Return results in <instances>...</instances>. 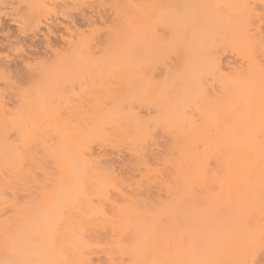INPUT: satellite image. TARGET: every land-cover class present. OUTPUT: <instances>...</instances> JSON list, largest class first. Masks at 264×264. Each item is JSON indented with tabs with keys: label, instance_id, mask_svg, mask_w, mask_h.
Masks as SVG:
<instances>
[{
	"label": "bare ground",
	"instance_id": "1",
	"mask_svg": "<svg viewBox=\"0 0 264 264\" xmlns=\"http://www.w3.org/2000/svg\"><path fill=\"white\" fill-rule=\"evenodd\" d=\"M127 1L123 0L127 8L122 7V15L114 9L118 13L116 17L121 15L124 20L119 19L120 23L115 21L116 25L129 20L135 23L128 25L129 35L125 32L127 36H124L123 31H119V35L129 37L125 40L128 41L127 46L130 44L129 48L136 54V50L141 51L139 45L143 41L146 52L145 32L155 25L149 23L152 13L149 14L151 19L148 18L151 28L146 30L147 17H150L147 16L148 11H144L147 5L141 0L138 1L141 4L132 3V0L127 4ZM172 1L159 5L161 8L156 9L159 11L154 17L159 16V20L166 11H174L183 2L176 0L174 7ZM192 3V12H199L195 23H204L205 32L202 30L203 33L198 34L201 29L196 27L193 30L194 26L190 25L195 20L185 18L190 21V24L186 23L187 20L184 22L191 26L189 32L192 35L183 33L186 36L183 39L191 42L192 49L185 46L193 50L191 59L183 65L178 64L177 68L172 63L173 67L164 64L168 68L158 69L164 74L159 72V80L151 76L154 69L149 68L151 74L149 70H144V73L142 66H136L138 61L133 63L141 69L142 77L144 73L150 75L149 80H153L152 77L159 81L155 84L140 76L143 91L153 90L147 86L151 83L159 89L158 92L155 90V97H148V101V94L141 90V97L146 95V102L156 100V106L152 105L155 115L159 112L155 121L148 124L150 118L140 113L152 103H145V106L138 103L137 106H142L139 111L133 99L128 104L131 107L127 105L126 111H129L122 115L115 113L111 117L110 130L78 127L74 128L76 131H62L59 126V133L48 135L45 154L48 155L50 169L48 167V178L45 179V185H48L46 212L41 210L42 217L37 214L36 218L33 211L29 220L38 219L45 227L43 230L42 225L35 221L28 223L31 226L26 233L25 229L24 232L21 230L27 223H20L22 225L17 226L20 228H15L12 234L17 242L13 239L12 244L18 245L19 241L27 238L31 244L27 245L28 250L22 251L23 244L19 243L21 247L17 246L12 257L7 259L9 264H264V0H203ZM118 8L121 9L120 6ZM161 9L164 10L162 14ZM177 12L184 14L186 11ZM176 13L173 12V17ZM188 15L191 17L190 10ZM167 17L171 19L172 16ZM176 18L173 21L178 27L180 21ZM189 25L186 28L190 29ZM116 29L113 30L114 37L118 35ZM174 33L178 35V32ZM183 34L178 35L179 38L172 35L170 39L167 33L173 43L175 38L179 40L176 39L177 42L182 41ZM162 35L157 36L165 40ZM154 40L162 43L156 38ZM172 42L165 40L171 46ZM170 44L169 49L172 50ZM88 45L92 47L95 42ZM164 45L162 48L168 47ZM179 46L174 47L185 49ZM150 51L148 53L153 52ZM183 51L179 54L173 48V55H179H174L175 61L180 58L179 61L183 62L186 58H182ZM117 52L122 54L121 49L117 48ZM123 53L127 54L126 51ZM140 54L139 58L147 53L141 51ZM135 56L137 59L138 55ZM127 60L129 66L130 58L128 63ZM132 70L130 67L131 73ZM52 98L50 100L54 101ZM141 99L137 100L145 101ZM144 114L149 113L145 111ZM156 126L161 130L159 133ZM157 138L160 141L165 139L162 141L164 144H158ZM160 144L164 145L161 151L157 150ZM151 146H156L153 151ZM119 147H124L132 156L128 160L123 158L124 163L121 160L124 170L106 159L113 154L110 150L116 151L117 155ZM149 187H159L158 190L164 191V197H156V190L152 189V192ZM36 223L38 226L33 228ZM230 230L262 235H259L260 240L254 237L257 242L252 238V244L251 239L245 237L234 242L227 236ZM232 234L228 235L233 237ZM10 240L12 242V237ZM256 246L263 248L261 257L253 255L260 253L254 249ZM255 257H260V260L256 261ZM5 259L1 258L0 264H6Z\"/></svg>",
	"mask_w": 264,
	"mask_h": 264
},
{
	"label": "rangeland",
	"instance_id": "2",
	"mask_svg": "<svg viewBox=\"0 0 264 264\" xmlns=\"http://www.w3.org/2000/svg\"><path fill=\"white\" fill-rule=\"evenodd\" d=\"M103 1L0 0V260L2 258L4 261L6 258V264H9V257H12L11 255L14 253L13 250L15 251L17 246L21 247L19 245L23 244L22 248L24 249L22 251H24L27 248V245L30 246L31 244V241L27 240L28 238L24 239L26 240L25 242L27 244L25 242L22 243L24 240L22 242L19 241L18 245L17 243L12 244L14 241L17 242L14 237L15 235L12 234L14 233L15 228H20L17 226L27 223L25 224L27 226L24 228V225H22L23 230H21V232H24L25 229L26 233L27 228L31 226L28 225V223H34L35 221L38 222V219L35 221L33 220V222L29 221L33 217H30L32 214L31 212L34 211L36 213V218H38L37 214L42 217L40 215L41 210H43V213L46 212L47 205L45 202L47 203L48 200L45 199L48 198V185H45V179L48 176V167L50 169V164L48 165V155L46 156L48 149L46 147V141L48 140V135L52 133L55 134L57 131L59 133V126L61 127L60 130L62 131H70L78 127H95L98 129H104L106 131L110 130L109 127H111V117L115 113H120L122 115L123 112L129 111H126V108L133 99H135L137 102L134 100L135 103L134 101L132 103H134L135 107L140 111L142 106H137V104L143 103L144 105L146 103L147 105L152 103L151 101L146 102V95L148 94V101L150 100L148 97H155L154 94H157L156 92L159 91V89H157L155 86V84L159 81L155 80L154 78L157 77L158 79V75L161 70L160 68L164 67L166 63H172L175 65V68H177L178 64L183 65V63H186L187 59H191L189 57H192L193 50H188V47H191L192 49L191 42L189 39H183L187 36V32L191 31L190 25L194 26L192 27L193 30H195L196 27L198 30L201 29V31H197L198 34L202 32V30L205 32L204 23L200 22L202 25L195 23L197 21L196 18L199 12L195 10L196 12L194 13V11L192 12L191 10V6L193 4L192 2L195 4L196 1L199 3L203 0H193L192 2H190L191 0H183V2L186 3L185 5H182L183 2L181 1L180 6H183V8L179 6L175 8L179 9H174V11L168 9L170 11H166L167 13H164L163 16H160L159 20L157 19L159 16H156L157 18L154 17L155 13L159 11L156 9L161 8L159 5L165 3L167 0H141L143 4L145 3L144 5H147L145 6L146 9L142 7L145 12L148 11L147 16H150L149 14L151 13V16H153L152 19L151 16L147 17V20L149 18L151 21H147L145 28L147 30V28L150 29L151 27H154V30H152V28L147 30L149 35L147 32H145L147 37L145 38L144 42H146V44L148 42L146 52V47L143 41H141L142 44L137 42L140 44V47L142 45L141 48L139 47L142 53H147L146 55L144 54L139 58V55L141 56V51L136 50V54L135 51H132L129 48L131 47L130 44L127 46L128 41L125 40H128L129 37L122 38V36L119 35V31H123V33L128 32V30H130L128 25L134 24L135 21L125 20L126 22L122 23L121 25L119 24L118 26L115 22L119 19H123L121 15L124 11L123 9L127 8L126 2L124 3L123 0ZM129 1L130 0L127 1V4ZM138 1L139 0H132V3L137 2V4H141L139 3L140 1ZM175 1L176 0L172 1L171 4L172 6L174 4V7L176 6ZM99 2L102 3V5ZM166 3L169 5V2ZM165 5L167 6V4ZM117 6H120L121 9L123 7V9L121 10ZM140 7L141 5L139 8ZM166 8H168V6ZM114 9H116V11L121 14L120 16L117 15L118 18L115 15L118 13L114 12ZM164 10L161 9V14ZM182 10L186 12L183 14ZM189 10L191 17L188 15ZM176 11H181L182 14L178 12L176 13ZM173 12L176 13L175 16H178V19L173 17ZM185 14H187V16H185ZM156 15H158V13ZM166 15L172 16L170 17L171 19H168ZM164 18H166V20ZM175 18L177 21H180V23L177 24L178 27H180V29L182 26L185 28L181 29V33L179 32L180 29L178 30V27L174 25L176 23V21H173ZM185 18H190V21H195H192V24H190V21L187 19L186 21ZM184 21H186V23L189 22L190 25L186 24ZM148 22L155 25L150 24L151 27H149ZM117 23H120V20ZM181 23L186 25H182ZM162 24H165V27H162ZM168 24L172 26H169V29L166 28ZM180 24L182 26H180ZM123 25L128 28H124ZM188 25L190 26V29L186 28ZM173 26L175 27L173 28ZM118 28L120 29L118 30ZM110 29L112 33L109 31ZM114 29H116L115 33L121 37H118V35L117 37H114ZM176 29L177 31H174ZM172 31L178 32V35L185 33L186 36L184 34L183 36L181 35L182 37L180 36V39L182 40L180 41L181 43L176 41L179 36ZM167 33L170 35V39L172 35L177 36V38H175L176 36L173 37L175 38V40L173 39L174 43L169 40ZM159 34L166 35V37L162 35L161 38L173 43L172 46L169 43L172 50L169 49V44L165 43V40H161L160 37H158ZM127 35H129V32ZM127 35L125 33L124 36ZM150 35L151 37H149ZM190 35H192V33ZM148 38H151V40ZM155 38L157 41H161L163 45L164 43L165 45H168V47L165 49L162 48V43L160 44V42H154L156 41L154 40ZM111 39L114 40L111 41ZM87 40L92 44L95 42V45L88 47V44L91 43L87 42ZM113 41H118L116 43H119V41L120 43L123 41L127 43L126 45L125 43H122L120 46H118L120 43L116 45V43ZM150 41L154 42V44L150 43ZM175 43H177V45ZM159 44L162 45L161 49L159 48ZM181 44H184L183 47L185 48L186 46L188 49H183ZM153 45L156 48H154ZM165 45L164 47H166ZM115 46H117L116 50ZM174 46H179L181 49L185 50V54L182 55V58H186H183V62L179 61V57V59L177 58L178 61H175L176 57L174 58V55H179L176 53L173 55V48L174 51L177 53L179 52V54H183L184 51L175 49ZM122 47H124V49H122ZM157 47L159 48V51ZM106 48L109 49L105 51ZM117 48L121 49L122 54L117 52ZM150 50L153 52L148 53ZM167 50L169 51L166 52ZM123 51H126V53L130 56L127 57L128 55L126 54V56ZM87 52H90L91 54H87ZM134 53L135 55H138L137 59L139 60L135 58L137 56H135ZM126 60L127 63L129 62V66L126 64ZM134 60L138 61L136 66H142L140 67L143 70L142 72H144V70L146 72V70H149V68H151L152 71L153 69L155 70L151 75L154 77H151L153 80H149L148 77L150 75L144 74L145 72L143 73L147 81H152L155 83L154 86H152V83L150 86L149 84L147 85L151 89L153 88V90H149L148 88V91H145V85H143L145 82L142 84L144 91L141 89L142 86L140 83H142L141 81L143 80L141 78L144 77H142L141 69L134 65L136 64ZM130 67L133 69L132 73L130 71ZM134 67L138 70H135ZM144 67H146V69H144ZM172 67L169 66V68ZM166 68L168 67L165 66V69ZM133 71L136 73L135 75ZM150 72L151 70H149V74H151ZM160 75L164 76V74H161V72ZM160 84L161 83H159L158 88L160 87ZM141 90L144 94H146H142L144 95V97L142 96L143 98L141 97ZM155 90L157 91L155 92ZM45 94L47 97L45 96L44 98ZM51 97L54 98V101L50 100ZM141 98L145 101L140 102V100H137ZM155 102H153L147 108L144 107L146 110L142 109L144 112L147 111L149 113L148 115L144 114L142 110L141 111L143 113L140 111L143 116H148V118H150L148 120V124L149 122L151 124L152 121H155L156 116L159 114L158 111L156 113L157 115H155V112H153L154 109L152 105ZM129 106L131 107V105H128V107ZM154 106L156 105L154 104ZM263 107L264 103L262 105V109ZM149 115H151V117ZM65 122H67V124ZM153 123L155 124V122ZM63 124L64 127H62ZM69 125H72L73 127L71 126V128ZM67 127L71 129H68ZM152 127L155 129L154 126ZM157 127L158 126H156V132L159 133L161 130L157 129ZM76 130L77 129H74L73 131ZM163 135L166 139V135L162 133V136ZM159 138H157L158 144L163 140L165 141V139L160 141L158 140ZM162 143L164 144V142ZM152 147L153 146H151V148ZM155 147L156 146H154L152 149H149L153 151ZM163 147L164 145L162 146L160 144L157 147V150L160 149L161 151ZM124 149V147H119L120 152L118 153L117 151V155H115L116 151L114 152L110 150V153H113L110 154L107 150L108 152L106 154H110V156H108L109 154L107 155L109 158L106 157L108 162L121 169V162L124 160L123 158L127 157L126 159L128 160V158L131 159L132 157L129 151H125ZM102 158H104V156ZM119 172L121 173L124 171L119 170ZM133 174L136 175L137 172H133ZM36 180L37 182L34 183ZM158 188L159 187H149L151 191L152 189L156 190L154 192L155 194L157 193V196L155 195L156 197H164L162 196L164 191L162 192L160 189L158 190ZM45 189L47 191H45ZM145 189L148 190V188ZM40 221L45 223L44 219ZM35 226H38L37 223L33 226V228H36ZM44 227V225L41 226L43 230ZM231 232L234 234H232L233 237L228 235L231 234ZM235 232H239L240 235ZM242 233V231L240 232L230 230L229 233H227V236L231 240L234 239V242L242 240L243 237L246 239L250 238L252 244V238L254 239V237H258L260 240L261 237H259V235H262L259 233ZM11 237L12 242L10 240ZM25 237L26 236H24V238ZM254 240L257 242L256 239ZM257 247L258 246H256L254 249H258L257 251L260 252V255L254 250L253 252L257 253H254L253 255H258L261 257L264 247ZM249 252L252 254V251ZM260 257H255L256 261L257 259L260 260Z\"/></svg>",
	"mask_w": 264,
	"mask_h": 264
}]
</instances>
